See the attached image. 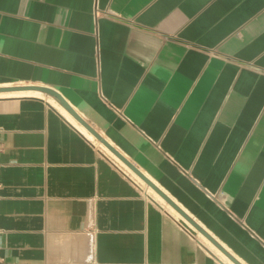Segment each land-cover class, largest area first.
I'll list each match as a JSON object with an SVG mask.
<instances>
[{
  "label": "crops",
  "instance_id": "1",
  "mask_svg": "<svg viewBox=\"0 0 264 264\" xmlns=\"http://www.w3.org/2000/svg\"><path fill=\"white\" fill-rule=\"evenodd\" d=\"M25 85L264 264V0H0V87ZM118 161L0 92V264H235Z\"/></svg>",
  "mask_w": 264,
  "mask_h": 264
},
{
  "label": "water",
  "instance_id": "2",
  "mask_svg": "<svg viewBox=\"0 0 264 264\" xmlns=\"http://www.w3.org/2000/svg\"><path fill=\"white\" fill-rule=\"evenodd\" d=\"M19 90H37L50 94L57 98L66 109L83 124L97 139L105 144L119 159H121L129 168H131L139 177H141L149 186H151L165 201H167L176 211H178L187 221H189L196 229H198L205 237H207L218 249L228 256L235 264H241L235 259L222 245H220L208 232H206L196 221H194L171 197H169L155 182H153L143 171H141L134 163H132L125 155L116 149L107 139L101 136L87 121H85L65 99V97L57 90L37 85L0 87V92L19 91Z\"/></svg>",
  "mask_w": 264,
  "mask_h": 264
},
{
  "label": "bare ground",
  "instance_id": "3",
  "mask_svg": "<svg viewBox=\"0 0 264 264\" xmlns=\"http://www.w3.org/2000/svg\"><path fill=\"white\" fill-rule=\"evenodd\" d=\"M29 94V93H38V92H33V91H24V92H18V93H15V94ZM10 94H12V93H3L2 95H10ZM13 95V94H12ZM63 111H65L64 109H63ZM67 115L73 120V118L67 113ZM73 121H75V120H73ZM81 127V126H80ZM83 128V127H82ZM83 130L90 136V137H93L86 129H84L83 128ZM120 161V160H119ZM121 162V161H120ZM123 164V163H122ZM124 166H125V164H123ZM130 171H131V173H132V175H134V177L136 176L137 177V179H138V175L133 171V170H131V169H129ZM139 179H141L140 177H139ZM141 180H143V179H141ZM144 182V181H143ZM149 188H150V190L149 191H154V194H158V193H156V191L151 187V186H149ZM224 257H226V256H224Z\"/></svg>",
  "mask_w": 264,
  "mask_h": 264
},
{
  "label": "rangeland",
  "instance_id": "4",
  "mask_svg": "<svg viewBox=\"0 0 264 264\" xmlns=\"http://www.w3.org/2000/svg\"><path fill=\"white\" fill-rule=\"evenodd\" d=\"M94 140H96V139H94ZM101 147L104 148L103 146H101ZM106 151H107V150H106ZM108 153H109V152H108ZM118 162H119V161H118ZM119 163H120V162H119ZM120 164H121V163H120ZM121 165H122V164H121ZM122 166H123V165H122ZM123 167H124V166H123ZM124 169H126V171H127L128 168H125V167H124ZM127 172H128V173H129V174H130V175H131V176H132V177H133L138 183H140L145 189H147V191H148L149 193H151V194L154 195L157 199H159L158 196L154 194V191L151 192V191L148 190V188H147L148 184H147L145 181L143 182V180L139 179V177H138V179H137L136 176L134 177V175H132V173H131V171H130L129 169H128ZM160 201H161V200H160ZM162 202H163V201H162ZM164 203H165V202H164ZM176 215H177V214H176ZM178 217L181 218V216H179V215H178ZM182 219H183V218H182ZM200 236H201V235H200ZM218 253H219V252H218ZM220 255H221V253H220ZM231 263H232V262H231ZM232 264H233V263H232Z\"/></svg>",
  "mask_w": 264,
  "mask_h": 264
}]
</instances>
